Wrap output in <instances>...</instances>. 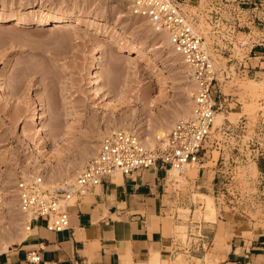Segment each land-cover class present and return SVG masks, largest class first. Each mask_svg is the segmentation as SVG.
<instances>
[{"label":"rangeland","instance_id":"obj_1","mask_svg":"<svg viewBox=\"0 0 264 264\" xmlns=\"http://www.w3.org/2000/svg\"><path fill=\"white\" fill-rule=\"evenodd\" d=\"M178 1L193 17L215 67L227 75L224 80L219 75L225 95L231 93L241 104L233 105L227 117L222 113L218 125L213 120L200 163L185 165L175 180L166 172L168 204L179 217L178 222L168 217V232L184 245L188 218L196 219L193 232L213 226L206 215L207 198L214 205L215 223L227 211L264 228V75L254 79L255 85L241 76L245 35L230 26L264 25V0ZM129 4L0 0V251L19 242L27 224L16 194L20 179L37 176L45 188L68 179L72 183L108 130L137 128L148 135L160 123L182 119L178 113L193 99L189 69ZM62 16L70 20L52 23ZM38 102L41 118L35 122ZM191 168L196 172L189 175ZM198 170L214 190L196 187ZM3 241H9L6 247ZM178 262L187 264L186 256L178 253L166 261ZM216 262L205 256L204 264Z\"/></svg>","mask_w":264,"mask_h":264},{"label":"crops","instance_id":"obj_2","mask_svg":"<svg viewBox=\"0 0 264 264\" xmlns=\"http://www.w3.org/2000/svg\"><path fill=\"white\" fill-rule=\"evenodd\" d=\"M230 26H238L245 35L239 73L260 78L264 75V25ZM221 77L224 80L227 75L222 72ZM223 82L216 111L227 117L234 112L233 105L241 104L231 93L225 95ZM166 169L155 164L128 175L120 173V177L115 172L79 196L69 208L67 229L49 231L41 221L30 222L25 237L0 251V264H147L155 252L160 264H167L178 253L186 256L187 264H204L207 254L209 259L217 258L215 264H264V228L234 213L223 211L216 223L209 219L213 226L198 232L191 230L198 226L196 219L188 218L184 222L189 240L184 245L175 233L168 232V217H174L177 208L168 204ZM196 179L197 188L214 190L204 171L198 170ZM169 209L174 215H169ZM174 218L178 222V214ZM214 244L220 246L213 250ZM31 252L39 256L38 261H29Z\"/></svg>","mask_w":264,"mask_h":264},{"label":"built area","instance_id":"obj_3","mask_svg":"<svg viewBox=\"0 0 264 264\" xmlns=\"http://www.w3.org/2000/svg\"><path fill=\"white\" fill-rule=\"evenodd\" d=\"M129 9L145 18L155 30L164 31L171 47L181 55L196 87L192 113L176 121L163 147L149 149L128 131L105 135L72 183L44 188L37 181L20 179L17 193L21 207L29 214L31 222L41 221L49 231L67 229L70 202L75 204L79 196L115 172L128 175L159 164L162 168L174 167L181 173L185 165L200 163L205 154L222 71L215 67L193 17L183 11L178 0H130ZM38 260L39 256L31 252L29 261Z\"/></svg>","mask_w":264,"mask_h":264},{"label":"bare ground","instance_id":"obj_4","mask_svg":"<svg viewBox=\"0 0 264 264\" xmlns=\"http://www.w3.org/2000/svg\"><path fill=\"white\" fill-rule=\"evenodd\" d=\"M33 10H38V8H33ZM136 17V16H135ZM145 19V18H144ZM68 20H70L68 17H66V16H62V17H58V18H55L54 20H52V23L54 24V25H62V23H64V22H67ZM146 20V19H145ZM147 21V20H146ZM41 23H44V24H48V23H51V22H48V21H45V22H41ZM150 26V29H152V31L154 32V33H156L158 36H161V38L163 37V39L166 41V44H167V46L168 47H170L171 46V44H170V42H169V39H168V36H167V34L164 32V31H159V30H155V28L152 26V25H149ZM156 31V32H155ZM159 40V39H158ZM162 44V43H161ZM161 44H159V45H157L156 47H159V46H161ZM173 53L174 54H176V55H179L180 56V58H181V60H182V62H183V64L185 65V67L188 69V67L186 66V64L184 63V61H183V59H182V57H181V55L178 53V52H176L174 49H173ZM189 81L191 82V88H192V90H193V92H194V90H195V83H194V79L192 78V77H189ZM250 81H251V83L253 84V85H255V84H257V81H255L254 79H250ZM103 88H99L98 90H97V94H99V92H100V94L102 93V90ZM189 90V89H188ZM191 90V89H190ZM190 90L188 91V93L190 92ZM192 92V93H193ZM191 95V94H190ZM190 102L188 103V108H186L185 110H183V111H180L179 113H178V115H177V117L178 118H187V117H189L190 115H191V113H192V107H193V101H192V99L191 100H189ZM41 109V103H37V104H35L34 106H33V111H34V118H33V120L35 121V122H37L38 120H40V118H41V115H40V112H39V110ZM222 113H221V111L220 112H216V114H215V119H214V126H216V125H218V123L219 122H221V120H222ZM223 121V120H222ZM176 122H171L170 124H169V122H168V124H164V123H160V125H159V127H158V129L157 130H154V129H152L151 131H150V133L148 134V135H145L143 132H140V131H138L137 130V128H135V129H133L134 130V132H132L140 141H141V143L142 144H144L147 148H149V149H154L155 147H163V146H165V144H166V138H167V136H166V133L168 132V129H169V126H170V128L171 127H173V125L175 124ZM131 128V127H130ZM39 129L41 130V129H43V127H39ZM118 129H120L118 126H116L115 127V129H110V130H108V134H110V133H113V132H117L116 130H118ZM124 129V128H123ZM131 129V130H132ZM124 130H126V129H124ZM132 130V131H133ZM170 130V129H169ZM120 131H123L122 129L120 130ZM167 135H168V133H167ZM95 154V153H94ZM188 166V165H187ZM167 171L171 174V175H173V177H174V180H175V177L178 175L179 176V170L178 169H176V168H174V167H170V168H168L167 169ZM196 172V170L195 169H192L191 168V170H189V175H192V174H194ZM24 174V173H23ZM72 175V174H71ZM116 175H117V177H120V173L119 172H116ZM24 177H29V175H27L26 173L23 175ZM74 176V175H73ZM172 177V176H171ZM75 178V177H74ZM177 178H179V177H176V179ZM181 178V177H180ZM28 179H31L30 177L28 178ZM70 179H73V177L71 178L70 177ZM33 181H37L42 187H46L47 186V183H43L41 180H39L38 179V177L37 176H35V177H33ZM66 181V180H65ZM69 181V179L67 180V182ZM72 181V180H71ZM73 181H74V179H73ZM56 182V181H55ZM70 182V181H69ZM169 182V181H168ZM177 182V181H176ZM71 183V182H70ZM172 183H174V182H172ZM55 184V183H54ZM62 184V183H61ZM60 184V185H61ZM55 186H58V184H56ZM53 184H51V185H48V187L47 188H52V187H55ZM16 194H17V191H16ZM201 194H203L204 196L206 195L207 196V194H204V193H201ZM18 196V195H17ZM208 197V196H207ZM18 200H19V198H18ZM207 202V205H206V215H207V217H208V219H213V220H215V217H216V215H215V209H214V205H213V203H212V201H211V199L210 198H207V200H206ZM20 204V203H19ZM23 211H24V213H25V215H28V217H27V219H26V222H27V224H25V226H24V228H22V231L20 230V232H22V234L20 233V237H19V239H22L23 237H25L28 233H29V231H30V227H29V224H28V221H29V214L27 213V212H25V210L23 209ZM1 243V242H0ZM9 243V241H3V247L5 246L6 247V245ZM1 248V247H0ZM4 249V248H3ZM149 259H150V262L148 261V263L147 264H159V254H158V252H155L153 255H152V257L150 256L149 257ZM148 259V260H149ZM177 264H181V263H177Z\"/></svg>","mask_w":264,"mask_h":264}]
</instances>
